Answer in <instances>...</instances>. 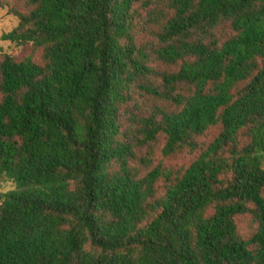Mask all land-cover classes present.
I'll return each mask as SVG.
<instances>
[{"label":"trees","instance_id":"1","mask_svg":"<svg viewBox=\"0 0 264 264\" xmlns=\"http://www.w3.org/2000/svg\"><path fill=\"white\" fill-rule=\"evenodd\" d=\"M0 8V264H264V0Z\"/></svg>","mask_w":264,"mask_h":264},{"label":"rangeland","instance_id":"2","mask_svg":"<svg viewBox=\"0 0 264 264\" xmlns=\"http://www.w3.org/2000/svg\"><path fill=\"white\" fill-rule=\"evenodd\" d=\"M19 24V19L16 15L10 13L7 8H0V54L2 53H18L20 51V47H18L15 43L11 41H7L3 39V35L5 33L11 32L15 29ZM217 129H213L207 136V139H210L215 133ZM13 188V184L11 183H0V203L3 198V193Z\"/></svg>","mask_w":264,"mask_h":264}]
</instances>
